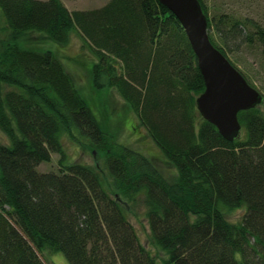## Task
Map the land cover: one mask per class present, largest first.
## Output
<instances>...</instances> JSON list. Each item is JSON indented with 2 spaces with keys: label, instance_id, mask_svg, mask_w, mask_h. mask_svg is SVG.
<instances>
[{
  "label": "trees",
  "instance_id": "16d2710c",
  "mask_svg": "<svg viewBox=\"0 0 264 264\" xmlns=\"http://www.w3.org/2000/svg\"><path fill=\"white\" fill-rule=\"evenodd\" d=\"M197 1L223 56L245 44L264 58L263 27L210 17L209 1ZM0 11V264H45L47 252L70 264H264V95L238 113L239 136L224 139L196 108L205 86L195 55L158 0L87 11L61 0H0ZM32 33L60 45L81 39L95 57V89L126 103L176 170L173 181L100 127L57 55L21 45ZM63 138L101 160L68 163ZM52 154L56 169L39 171ZM140 204L161 259L129 220ZM241 208L239 222L227 218Z\"/></svg>",
  "mask_w": 264,
  "mask_h": 264
},
{
  "label": "rangeland",
  "instance_id": "374dc122",
  "mask_svg": "<svg viewBox=\"0 0 264 264\" xmlns=\"http://www.w3.org/2000/svg\"><path fill=\"white\" fill-rule=\"evenodd\" d=\"M69 11H87L106 5L109 0H61ZM209 16L215 13L234 14L241 18L253 19L264 28V0H208ZM4 18L0 11V39L4 38ZM214 35V34H213ZM215 40H220L215 36ZM21 45L28 50L53 52L61 60L70 75L75 79L77 88L85 99L100 127L114 134L118 143L140 151L150 159L151 164L169 181L176 177V170L164 159L158 148L153 144L145 130L140 126L136 116L132 114L124 101L113 91L96 90L92 80V68L95 62L94 55L83 47L81 39L73 35L66 45H60L47 40L45 37L32 33L27 41ZM230 62L238 69L254 88L264 95V58L260 50L245 44L237 46V52L228 54ZM2 137H0L1 139ZM63 147L67 162L83 163L94 166L101 160L99 154L93 155L90 151L82 150L74 142L63 138ZM59 155L52 154L48 163L41 164V172L56 169ZM129 214L141 244L156 258L164 255L156 249L149 240V225L144 216L142 204ZM245 210L234 209L225 211L227 218L232 222H239ZM41 258L45 264H70L63 253H44Z\"/></svg>",
  "mask_w": 264,
  "mask_h": 264
},
{
  "label": "water",
  "instance_id": "95a60500",
  "mask_svg": "<svg viewBox=\"0 0 264 264\" xmlns=\"http://www.w3.org/2000/svg\"><path fill=\"white\" fill-rule=\"evenodd\" d=\"M158 1L179 21L195 55L205 86L195 100L199 114L224 139L234 140L241 131L238 113L260 105L263 95L211 44L207 19L197 0Z\"/></svg>",
  "mask_w": 264,
  "mask_h": 264
}]
</instances>
